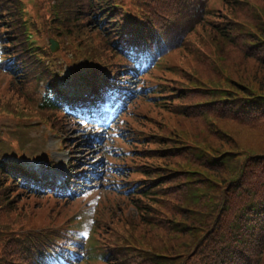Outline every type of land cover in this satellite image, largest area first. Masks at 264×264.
I'll list each match as a JSON object with an SVG mask.
<instances>
[{"label": "trees", "instance_id": "16d2710c", "mask_svg": "<svg viewBox=\"0 0 264 264\" xmlns=\"http://www.w3.org/2000/svg\"><path fill=\"white\" fill-rule=\"evenodd\" d=\"M213 1L217 6L206 10L208 0L201 3L203 14L198 0H132L152 20H174L180 25L178 30L189 35L187 41L179 36L173 47L171 56L175 55L176 61L170 65L167 79L182 89L178 102L182 113L171 114L184 117L190 124L182 123L177 129L181 138L189 139L194 147H188L183 154L184 143L170 145L161 139L160 157L164 164H154L149 171L160 177L150 185L160 192L158 201L150 199L155 209L139 201L137 219H124L123 226L106 231L105 236L98 235L102 244L120 246L119 253H105L108 264H264V0ZM69 2L63 0L64 7ZM75 3L80 4L75 13H64L67 28L82 17L84 5L80 0ZM20 9L19 0H0L4 57L17 54L20 59L25 58L21 54L25 44ZM227 66L235 70L229 71ZM215 72L232 78L227 87L202 85L208 93L190 88L196 81L204 82L202 76ZM18 86L16 94L23 100L26 95ZM5 105L11 108L9 100ZM11 110L21 116L31 114L28 104L26 108L17 105ZM206 119L216 125L217 132L208 135L205 127H195ZM51 121L58 126L54 119ZM184 131L200 136L187 138ZM225 139L230 140L231 148L222 152L224 147L218 143ZM209 147L218 152L212 153ZM176 162L188 168L174 166ZM164 166L166 173L159 172ZM183 171H191L186 175L189 179L183 178L185 181L180 180L186 174ZM198 171L203 172L204 182L198 181ZM2 182L0 178V240L4 237L0 264H13L16 251L10 247L11 236L18 223L2 214L17 209V197L14 189ZM212 184L220 187L215 189ZM159 211L178 219L164 226L156 213ZM158 231L164 235L150 236ZM163 240L171 242L165 251L169 253L157 248Z\"/></svg>", "mask_w": 264, "mask_h": 264}, {"label": "rangeland", "instance_id": "374dc122", "mask_svg": "<svg viewBox=\"0 0 264 264\" xmlns=\"http://www.w3.org/2000/svg\"><path fill=\"white\" fill-rule=\"evenodd\" d=\"M23 1L25 2L26 10L30 13L31 16H37L39 14L45 15L47 17L50 16V12H51L50 8L53 6V2L51 0H23ZM86 1L87 0H80V2L82 4L86 3ZM55 3H56V5L59 4L57 1ZM215 4H216L215 1L210 2V5L212 7H216ZM66 11L68 12V10H66ZM83 18H85V16L81 17V19H83ZM59 24H62L61 28L63 30L64 39H65L63 46L66 48V50L79 49L77 47L80 44L79 43L80 39H76V37L74 36L73 33L71 34V36H67V32L65 30L66 29L65 24L63 22L62 23L59 22ZM89 30H90V27H89ZM46 38H47V35L44 34L40 39H42L41 41L44 42V41H47ZM66 40H68V42ZM72 42H74V43H72ZM83 46H84V44L82 46H79V47L80 48L82 47V49H84L85 51H88V44L86 45L87 47H83ZM176 56H178V55H176ZM168 59H169V62H171V63L176 61L175 55L169 57ZM204 68H206V67H204ZM234 68H231L228 66L226 67V69L229 71L235 70ZM203 72H204V70H203ZM210 73H213V72L210 71ZM225 76H227L225 73H220V72H215L214 75H210V76H202L201 79H203L204 82L196 81L195 83H193V86L190 88L195 89L196 91H204V92L208 93L209 91H206V89L209 87L210 84H216V85H221V86L224 85L223 88L227 87L228 84H226V83H229V80L231 81L232 78L227 79ZM202 85L207 87V88H204L205 89L204 90L202 88ZM7 87H8V85H6V87H4L3 85H0V91H6ZM21 91H24V90H21ZM22 98H23V100L16 94V91L15 92H13V91L5 92L4 94L0 95V110H4L6 112H12L11 108L16 107L17 105H22L24 108H26L27 103H26L24 97H22ZM8 100L10 101V107H11L10 109H8L9 107L7 105H5V103ZM23 104H25V105H23ZM214 107H216V106H214ZM132 110L144 112V111H146V107H145V104L143 102H141V103L138 102V105H134ZM161 112L162 111H160L158 109H155L152 114L148 112L149 116L152 117L151 122L148 120L147 121H139L138 117H133L134 119L130 121V124L132 125V127H135L137 130H140L146 134L150 133V135L153 138H156L157 136H161L158 138V140L161 141V139H166L169 142L168 144H170V145L172 144V145L179 146V145H182V143H184L182 145V148H181L183 154H184V151L187 150L188 147H194L192 145V143H190L189 139H186V140L182 139L181 138L182 136L178 132V129H177L178 126L182 125V123H186L183 120L184 117L180 116V118H179L177 116H174L171 113H166V112L161 113ZM31 114H33V113L31 112ZM131 116H133V115H131ZM0 117H3V114H0ZM209 120L210 119H206L203 122H197L195 124V127H205L206 129H208L207 130L208 135H210L211 133L213 134L214 130H215V132H217L216 125L213 124L211 121L208 122ZM186 124H188V123H186ZM188 125H190V124H188ZM50 127H51V125H50ZM54 128H56V127H54ZM57 129L63 130V128H57ZM192 129H194V128H187L186 130L191 131ZM67 130H68V127H67ZM81 130L82 131H80V132H77L75 130H73V131L69 130L68 133H66L67 134L66 144H67L68 148L67 147L65 149L60 148L61 145H60L59 139L56 136H52V135H48V138L45 139V143H43L44 148L46 150L50 151L54 158L62 159L59 156L66 155L63 158L67 159L69 156L73 155V153H74V155H76L79 158V160L88 161L89 155L93 154L95 156V158H93L92 161H94L95 159L100 157V154L97 157L98 153H96V149L94 148V146H92L91 143L90 144L85 143L81 140V136L83 134L91 133V129L90 130L81 129ZM45 131L46 130L43 127H41L38 130H32L31 134L33 136L37 137L39 135H43ZM187 131H184V133H183L186 137L187 136L188 137L194 136V135L200 136V134L191 135ZM46 132H48V131H46ZM66 134L64 133V135H66ZM82 137H84V136H82ZM206 137H208V136L206 135ZM201 139H202V137H201ZM41 142H42V137H38L34 140L35 144H40ZM223 143H221V142L218 143L221 147H224V149H222V152L230 150V148H231L230 147V140L225 139L223 141ZM133 147L134 146L131 145L130 149H132ZM144 147L147 149H153L154 145H152L150 143V144H145ZM158 147L159 148L161 147L160 144H158ZM210 147L208 149H210ZM56 150H60V152L57 153V155L55 154ZM210 151L212 153L218 152L217 149L216 150L210 149ZM135 156H136L135 158L137 160L136 166H140L141 168L146 169L148 172L152 170V167L148 166V165H154V164H158V165L162 164L163 165L164 164L161 162L162 158H160V157L155 156L154 159L146 160L147 154L139 155L138 152H136ZM174 166H180V167H182L183 170L188 168L187 166L184 167L183 165L178 164L177 162L175 163ZM166 169H167V166H164L163 169L160 170L159 172L166 173V171L168 170V169L167 170ZM195 174H198L199 176L204 177V178H200L198 176V178H199L198 181L204 182L205 176H204L203 172L198 171V172H195ZM182 175L183 176L180 178L181 181H185V180H183V178L189 179V176H186V175H188L187 173L185 175L184 174H182ZM150 176L151 175H149V177L144 176V178H143V175H139L136 173L135 175H132L130 177V179L141 178L143 180H148L151 178ZM94 183L98 184L99 181L97 180ZM212 185H214L213 187L215 189H217L216 187H218V188L220 187L217 184H212ZM99 191H100V189H99ZM44 199H45V197L40 198V199L37 198V200H38L39 204H41V206L36 204L35 201L33 200V198L28 199L25 202L14 201V205H15V207H17V209L13 212H9L7 214H2V217L3 218L7 217L11 221H13L15 219V221L18 223L17 225H21V224L31 225V224L35 223V227H37V226H41L42 224L49 223L50 221H52V219H51L52 217L56 216L55 219L57 221H61L63 219L65 220L70 215V212L67 213V210L69 209L68 206H67V209H65V207H62L61 205H60V207H58V206L56 207L54 202H53V200H54L53 197L48 198L47 200H44ZM144 201L146 202L147 200L145 199ZM34 206H38V207L34 208ZM99 207H100L99 208V217H100L101 221L105 223V225H109V231L110 230L114 231L119 226H123V222L125 223V221H123L124 216L130 217V220L131 219H134V220L137 219L136 217H131V215H129L127 213L129 208L131 207V203L128 202V199L122 198L121 196H115L114 198L109 197L107 202H102L99 205ZM156 213L159 215V217H161L160 219H161L164 226H166L167 223H175L174 222L175 219H178L177 217L168 216L165 213H163V215H162V212H160V211H159L160 214L158 212H156ZM50 215H51V217H50ZM155 216H156V214H155ZM129 223H133V222L130 221ZM178 228H180V225L178 226ZM101 233L104 236L106 235V232L101 231ZM160 234L164 235L163 232L158 231L155 233L153 232L150 236L153 237L156 235L158 236ZM132 235H134V234H131V236ZM170 243L171 242H169V240H167V241L163 240L162 245H159L157 247L159 249V252L168 251ZM165 253H169V252H165Z\"/></svg>", "mask_w": 264, "mask_h": 264}]
</instances>
